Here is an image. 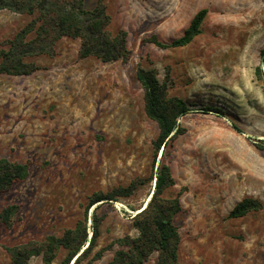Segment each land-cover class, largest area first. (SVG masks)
<instances>
[{
    "label": "rangeland",
    "instance_id": "374dc122",
    "mask_svg": "<svg viewBox=\"0 0 264 264\" xmlns=\"http://www.w3.org/2000/svg\"><path fill=\"white\" fill-rule=\"evenodd\" d=\"M104 2L110 31L128 33L127 62L81 59L80 41L64 37L54 57L33 59L41 70L0 74V159L30 166L25 181L0 195V209L19 207L12 224L0 226V264H10L8 248L60 236L85 220L95 194L142 180L131 197L101 201L88 214L90 235L94 216L101 220L93 254L115 239L138 236L133 209L153 191L159 132L144 111L139 67L157 69L162 82L169 71L170 96L192 109L179 120L186 132L159 152L155 167L165 162L176 180L165 197L182 192L180 263L264 264V0ZM202 9L208 14L201 34L188 46L164 49L149 41L181 37ZM36 17L0 10V50ZM247 197L263 209L230 218ZM117 249L94 264H108ZM157 261L154 253L145 264ZM31 262L44 264L40 256Z\"/></svg>",
    "mask_w": 264,
    "mask_h": 264
},
{
    "label": "trees",
    "instance_id": "16d2710c",
    "mask_svg": "<svg viewBox=\"0 0 264 264\" xmlns=\"http://www.w3.org/2000/svg\"><path fill=\"white\" fill-rule=\"evenodd\" d=\"M104 1L98 0L93 9H87L85 0H0V10L37 15L12 39L5 42L0 50V74L30 76L41 70L33 59L40 56L54 57L56 44L64 37L80 41L81 59L95 57L104 63L127 62L131 57L128 33L125 30L116 33L110 31L111 17ZM207 14L206 9L200 10L184 34L169 43L162 42L157 36H152L149 41L164 49L186 47L201 34ZM257 74L262 77L260 67L257 68ZM137 79L143 87L145 114L157 123L159 129L153 142L155 158L150 177L152 183L156 179L154 193L147 207L132 218L138 236L126 235L115 239L93 254L100 238L101 226V220L94 216L91 241L85 248L91 236L88 227L89 210L103 200L116 202L119 198L131 197L143 184L142 180L132 181L128 186H121L106 195L95 194L86 208L85 220L66 229L62 235H48L41 241L34 240L8 248L10 264H32V258L39 256L44 264H54L62 251L66 255L59 264H71L75 258L73 264H94L107 251L114 250L115 246L118 249L108 264H145L154 253H158L157 264H181L179 249L182 239L176 217L183 210L182 192L175 197H165V192L176 185V180L165 162L160 163L157 169L155 167L161 149L164 147L166 151L170 142L186 132L179 120L192 109L186 100L170 96L169 71L166 80L162 82L157 69L139 67ZM204 111L221 113V110L212 108H205ZM29 175L28 163L1 158L0 195L11 190L15 184L25 181ZM262 209L261 201L247 197L233 208L229 217L242 218ZM18 210L16 205L0 209V226H10Z\"/></svg>",
    "mask_w": 264,
    "mask_h": 264
},
{
    "label": "water",
    "instance_id": "95a60500",
    "mask_svg": "<svg viewBox=\"0 0 264 264\" xmlns=\"http://www.w3.org/2000/svg\"><path fill=\"white\" fill-rule=\"evenodd\" d=\"M163 151H164V147L161 149V155H162ZM155 185H156V179H155L154 182H153V191H152V193H151L150 199H151L152 196H153ZM150 199L146 202V204H145L142 208H140V209L137 210V211L140 210L139 212L134 211V215H136L137 213H140L142 210H144V209L147 207V205H148ZM103 201H106V200H103ZM103 201H102V202H103ZM95 207H96V206L92 207V211L95 209ZM135 212H137V213H135ZM91 237H92V233H91V236H90V238H89V240H88V243L86 244L85 248L88 247V245H89V243H90V241H91ZM85 248H84V249H85ZM84 249L81 251V253L84 251ZM75 260H76V258L73 260V262H72L71 264H73V263L75 262Z\"/></svg>",
    "mask_w": 264,
    "mask_h": 264
},
{
    "label": "bare ground",
    "instance_id": "6f19581e",
    "mask_svg": "<svg viewBox=\"0 0 264 264\" xmlns=\"http://www.w3.org/2000/svg\"><path fill=\"white\" fill-rule=\"evenodd\" d=\"M139 211H140V210H139ZM139 211H137V212H139ZM137 212H136V213H137Z\"/></svg>",
    "mask_w": 264,
    "mask_h": 264
}]
</instances>
